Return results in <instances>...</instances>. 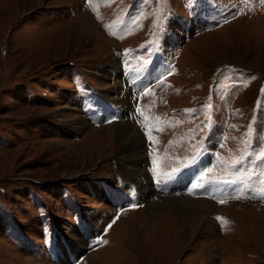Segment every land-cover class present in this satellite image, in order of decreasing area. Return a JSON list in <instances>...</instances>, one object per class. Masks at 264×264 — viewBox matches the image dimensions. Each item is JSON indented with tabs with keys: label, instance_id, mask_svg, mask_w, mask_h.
Returning <instances> with one entry per match:
<instances>
[{
	"label": "rangeland",
	"instance_id": "rangeland-1",
	"mask_svg": "<svg viewBox=\"0 0 264 264\" xmlns=\"http://www.w3.org/2000/svg\"><path fill=\"white\" fill-rule=\"evenodd\" d=\"M48 262L264 264V0H0V264Z\"/></svg>",
	"mask_w": 264,
	"mask_h": 264
},
{
	"label": "bare ground",
	"instance_id": "bare-ground-1",
	"mask_svg": "<svg viewBox=\"0 0 264 264\" xmlns=\"http://www.w3.org/2000/svg\"><path fill=\"white\" fill-rule=\"evenodd\" d=\"M83 123V122H82ZM116 126V125H115ZM115 131V130H114ZM117 132H119V130L117 129ZM127 135L129 136V138L131 137V135L129 134V133H127ZM133 135V134H132ZM123 136V135H122ZM124 138V137H123ZM129 138L127 139V140H123V144L121 145V147H120V151H118V153L120 154V160H119V163L121 164V166L123 167V171L125 172V173H127L128 175H129V173H131V176L132 175H135V174H137V173H140L141 172V169L139 168V163H140V159H139V157L137 158V156H136V153H135V149H133V148H129V145H127L128 143H129ZM131 139V138H130ZM139 140V139H138ZM131 141V140H130ZM135 141V140H134ZM136 143V142H135ZM138 143V142H137ZM136 146V145H135ZM134 146V147H135ZM140 146V145H139ZM140 154V153H139ZM133 177V176H132ZM143 177H145L146 178V176L144 175ZM144 178V179H145ZM133 179V178H132ZM146 186V182H143V183H141V184H137V188L138 189H141V188H144ZM144 190V189H143ZM180 203V202H179ZM184 205V206H183ZM193 206V204L190 202V203H186V204H181L180 205V208L182 209L181 211V213L179 214V213H177V212H173L172 211V213H173V217H175V215L176 216H178V218L179 217H181V218H183V217H185L186 218V216H184V209H187V210H192L194 207H192ZM186 210V211H187ZM177 218V219H178ZM188 218V217H187ZM176 221H179V220H176ZM192 221V220H191ZM173 222V221H172ZM175 224L174 225H178L179 224V222H174ZM193 223H194V221H193ZM172 224V223H171ZM173 225V226H174ZM80 229V228H79ZM201 229V228H200ZM77 232V231H76ZM74 234V233H73ZM70 235V234H69ZM67 240V239H66ZM65 241V240H64ZM69 242V241H68ZM74 244V243H73ZM72 244V245H73ZM59 245H61V244H59V242L58 241H56V243L54 244V247L52 248V253H54L55 252V250H59V251H61L62 253H64L65 254V256H66V258H67V260L69 259V257L72 255V253H73V251H71V249L68 247V248H66L67 249V251H63V249H61L60 248V246ZM72 248V247H71ZM79 248V246L76 248V250ZM53 249H55V250H53ZM73 250V249H72ZM55 255V254H54ZM56 261V260H55ZM62 263H64V262H62ZM48 264H53L52 262H48Z\"/></svg>",
	"mask_w": 264,
	"mask_h": 264
},
{
	"label": "trees",
	"instance_id": "trees-1",
	"mask_svg": "<svg viewBox=\"0 0 264 264\" xmlns=\"http://www.w3.org/2000/svg\"><path fill=\"white\" fill-rule=\"evenodd\" d=\"M252 135H253V131H252L251 133H249V134L245 137V139H244V141H243V142H245L248 146H249L250 143H251V137H252ZM246 139H247V141H245ZM254 144H255V143L252 144V147L250 146L252 150H253L254 147H255ZM240 147H241V145H240ZM239 149H240V148H239ZM252 150H250V151H239V153L237 154V160H236V162H237V163L240 162V164H241V163L243 164V166H242V165L240 166V169H244V167H246L247 163L252 162V159L249 158V157H250V154H251V152H252ZM262 153H263V152H262ZM234 156L236 157V153H234Z\"/></svg>",
	"mask_w": 264,
	"mask_h": 264
},
{
	"label": "snow or ice",
	"instance_id": "snow-or-ice-1",
	"mask_svg": "<svg viewBox=\"0 0 264 264\" xmlns=\"http://www.w3.org/2000/svg\"><path fill=\"white\" fill-rule=\"evenodd\" d=\"M153 163H154V165H155L156 161L154 160ZM153 171L155 172V168L153 169ZM196 187H197V185H193V188H196ZM221 202H223V201H221ZM218 219H222V218H219V217H218Z\"/></svg>",
	"mask_w": 264,
	"mask_h": 264
}]
</instances>
